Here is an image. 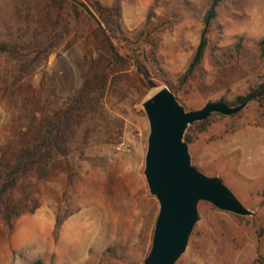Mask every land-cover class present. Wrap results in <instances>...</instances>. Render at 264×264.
<instances>
[{"label": "rangeland", "instance_id": "rangeland-1", "mask_svg": "<svg viewBox=\"0 0 264 264\" xmlns=\"http://www.w3.org/2000/svg\"><path fill=\"white\" fill-rule=\"evenodd\" d=\"M97 1L119 6L120 27L131 41L112 40L123 63L110 60L91 17L76 22L65 6L69 32L46 57L40 52L32 58L34 50H25L33 67L22 76L18 61L0 52V163L41 142L53 114L79 91H90L65 152L53 149L40 159L48 173L39 177L30 170L4 193L0 212L15 200L20 213L10 229L0 218V264H142L158 203L143 175L148 122L141 102L153 89L167 87L185 110L213 100L231 105L264 80V52L257 45L264 39V0H218L201 62L185 81L180 75L212 0ZM46 3L0 0V42L26 43L36 35L37 14ZM136 59L145 64L147 78ZM103 72V93L93 101ZM195 123L184 131L191 164L218 175L253 214L198 201V219L175 264H264V102L251 100L230 116L212 113L202 131Z\"/></svg>", "mask_w": 264, "mask_h": 264}, {"label": "water", "instance_id": "water-1", "mask_svg": "<svg viewBox=\"0 0 264 264\" xmlns=\"http://www.w3.org/2000/svg\"><path fill=\"white\" fill-rule=\"evenodd\" d=\"M247 103L230 105L213 100L185 110L167 87L156 89L141 102L148 122L143 175L158 203L150 247L142 264H175L198 219V201L241 216L253 214L218 175H207L191 164L184 139L191 123L212 113L233 115Z\"/></svg>", "mask_w": 264, "mask_h": 264}, {"label": "trees", "instance_id": "trees-1", "mask_svg": "<svg viewBox=\"0 0 264 264\" xmlns=\"http://www.w3.org/2000/svg\"><path fill=\"white\" fill-rule=\"evenodd\" d=\"M218 5V0H212L202 16V28L200 31L199 41L193 55L185 69L180 75L182 80L189 76L194 69L200 64L207 39L205 34L208 32L212 20L215 18ZM65 6L71 13L73 19L79 22L84 15L91 17L96 23L101 32L104 48L107 51L110 60L116 63H123L124 57L119 53L116 43L112 40L131 42L124 34L120 27V9L118 5L110 7L102 5L97 0H90L84 3L80 0H47L44 9L38 12L36 23L40 30L35 29V34L26 43H6L0 42V52L5 53L18 61L19 76H22L24 70L33 67V60H24L25 50L32 49L35 55L32 58H38L41 52L43 57L57 46L64 35L69 32L67 21L62 18L61 9ZM63 19V20H62ZM42 30V31H41ZM40 34L41 37H40ZM260 52H264V39L257 41ZM241 43L237 41L234 44L236 52L241 51ZM153 48L147 51L148 56L152 58ZM101 56V55H98ZM136 67L145 78L148 77V71L143 61L136 59ZM106 73H102L97 78L96 89L97 94L91 100L97 101L99 96L103 93V84L105 82ZM90 80H86L84 85H89ZM150 84L151 81L148 80ZM169 88L174 90L172 84L168 83ZM90 91H79L78 95L74 97L70 104L65 108L53 114L52 118L48 121L49 125L46 129V134L43 140L39 143H32L29 148L18 151L12 158L0 163V203L3 201V195L11 190L20 176L30 170H34L39 177H43L48 173L47 163L40 161L44 156H49L54 149L60 153L65 152L64 142L71 132L72 125L79 121L82 113L79 112L80 104L83 97H88ZM244 100H255L264 102V80L249 85L246 93L237 95L231 104H236ZM207 119L196 122L197 130L202 131L205 129ZM184 139L189 142L190 136L185 133ZM262 203L264 204V194ZM33 209L31 208L30 211ZM18 202L12 200L10 203H4L0 212V218L3 225L10 229L11 221L19 215ZM59 222L56 223V227ZM33 264H41L40 260H35Z\"/></svg>", "mask_w": 264, "mask_h": 264}, {"label": "bare ground", "instance_id": "bare-ground-1", "mask_svg": "<svg viewBox=\"0 0 264 264\" xmlns=\"http://www.w3.org/2000/svg\"><path fill=\"white\" fill-rule=\"evenodd\" d=\"M156 89H153L152 91H151V93L153 92V91H155Z\"/></svg>", "mask_w": 264, "mask_h": 264}]
</instances>
